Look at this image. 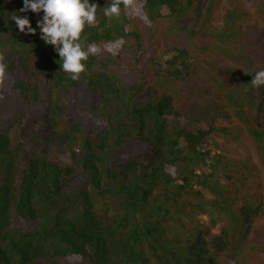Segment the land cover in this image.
Returning a JSON list of instances; mask_svg holds the SVG:
<instances>
[{
	"label": "trees",
	"instance_id": "16d2710c",
	"mask_svg": "<svg viewBox=\"0 0 264 264\" xmlns=\"http://www.w3.org/2000/svg\"><path fill=\"white\" fill-rule=\"evenodd\" d=\"M225 1L133 0L149 25L94 0L81 38L97 52L72 80L38 30L11 20L35 27L42 13L0 0V264H243L264 215L259 193L240 190L251 170L225 154L230 128L192 100L181 109L206 81L264 157V85L251 83L264 0ZM162 36L166 60L150 54Z\"/></svg>",
	"mask_w": 264,
	"mask_h": 264
},
{
	"label": "clouds",
	"instance_id": "9594fccd",
	"mask_svg": "<svg viewBox=\"0 0 264 264\" xmlns=\"http://www.w3.org/2000/svg\"><path fill=\"white\" fill-rule=\"evenodd\" d=\"M133 0H112L104 8L105 17H119L120 5H132ZM31 11L37 16L36 26L27 15H15L11 18L19 32L25 35H37L45 45H51L62 61L60 69L70 74L72 80H78L80 74L86 70V61L90 55L97 52L94 45L83 47L81 34L85 26H94L97 23V4L90 0H23L21 13ZM6 65L0 56V81L5 75ZM252 85H264V70L255 73L251 80Z\"/></svg>",
	"mask_w": 264,
	"mask_h": 264
},
{
	"label": "rangeland",
	"instance_id": "374dc122",
	"mask_svg": "<svg viewBox=\"0 0 264 264\" xmlns=\"http://www.w3.org/2000/svg\"><path fill=\"white\" fill-rule=\"evenodd\" d=\"M249 2L246 1L247 5ZM230 4L231 2L228 3L225 0L222 3L225 8L230 6ZM126 13L128 19L142 20L143 22L149 24L143 14V8L141 4L133 3L129 8L126 9ZM167 39L169 38L162 36L160 39V44H158L150 54L157 56L161 60L171 58L174 53L164 54ZM168 44L173 46L174 39H172V42ZM190 89L192 92L191 97L188 98L190 99V103H182L181 109H185L190 105L192 107V100L194 104V111H196L198 114L200 112H206V115L203 117L204 121L213 123L215 126H226L231 129V138L227 144L224 143L223 145L225 154L229 156L231 155L236 161L243 162L245 166H248V169L251 170L247 184L244 187H240V190L244 193H259V196L264 203V157H260L252 147L247 132L242 127L241 123L236 119L234 113L231 112L226 107V105H223V103H218L208 96V89H211V87L206 84V81L202 85L192 86ZM218 111L223 114L221 120L219 119L220 117L218 116ZM217 121L218 123L216 124ZM201 220L205 223H208V218L204 217ZM212 231L214 233H218L219 226L212 227ZM248 244L253 245L255 249L248 251L247 255L241 256L243 259V264H264V215L256 220L253 232L250 235V242ZM232 256L233 255L231 254V257L229 255L222 257L221 262L223 264H232V259L235 257Z\"/></svg>",
	"mask_w": 264,
	"mask_h": 264
}]
</instances>
